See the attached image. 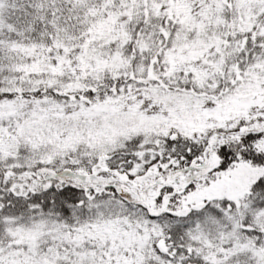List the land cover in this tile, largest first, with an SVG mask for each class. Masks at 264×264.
<instances>
[{
    "label": "snow or ice",
    "instance_id": "snow-or-ice-1",
    "mask_svg": "<svg viewBox=\"0 0 264 264\" xmlns=\"http://www.w3.org/2000/svg\"><path fill=\"white\" fill-rule=\"evenodd\" d=\"M0 264H264V0H0Z\"/></svg>",
    "mask_w": 264,
    "mask_h": 264
}]
</instances>
